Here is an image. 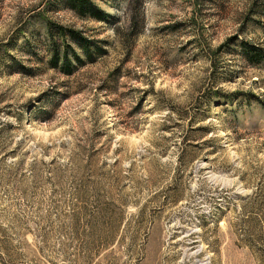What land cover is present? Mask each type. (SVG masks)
<instances>
[{"label":"rangeland","instance_id":"374dc122","mask_svg":"<svg viewBox=\"0 0 264 264\" xmlns=\"http://www.w3.org/2000/svg\"><path fill=\"white\" fill-rule=\"evenodd\" d=\"M93 1L0 0V264H264V0Z\"/></svg>","mask_w":264,"mask_h":264},{"label":"trees","instance_id":"16d2710c","mask_svg":"<svg viewBox=\"0 0 264 264\" xmlns=\"http://www.w3.org/2000/svg\"><path fill=\"white\" fill-rule=\"evenodd\" d=\"M62 2L65 7L81 17H91L98 21H105L108 18V13L99 8L93 0H62ZM46 27L52 48L50 65L53 68L61 69L66 74H70L76 65H81L87 60L92 62L93 56L105 51L101 45L97 44L98 42L87 38L79 30L59 24L53 25L51 22L46 23ZM55 36L60 39L59 42L53 41ZM66 39L70 42L67 43ZM72 43L76 45V48L72 46ZM224 46L225 44L220 45L217 50ZM239 47L243 59L248 64L264 63V47L260 44L242 40L239 42Z\"/></svg>","mask_w":264,"mask_h":264}]
</instances>
